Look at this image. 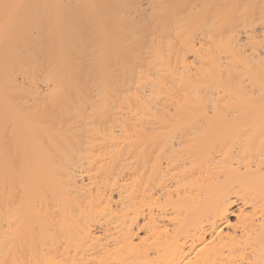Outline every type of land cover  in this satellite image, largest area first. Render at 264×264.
Returning a JSON list of instances; mask_svg holds the SVG:
<instances>
[{"label":"bare ground","instance_id":"1","mask_svg":"<svg viewBox=\"0 0 264 264\" xmlns=\"http://www.w3.org/2000/svg\"><path fill=\"white\" fill-rule=\"evenodd\" d=\"M0 264H264V0H0Z\"/></svg>","mask_w":264,"mask_h":264}]
</instances>
